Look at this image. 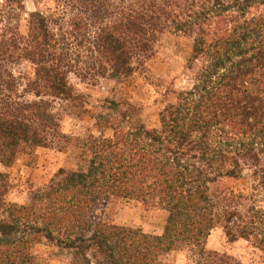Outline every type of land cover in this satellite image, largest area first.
I'll use <instances>...</instances> for the list:
<instances>
[{"label":"trees","instance_id":"1","mask_svg":"<svg viewBox=\"0 0 264 264\" xmlns=\"http://www.w3.org/2000/svg\"><path fill=\"white\" fill-rule=\"evenodd\" d=\"M45 1L0 2V264H39L40 247L67 264H167L183 248L195 264H242L206 250L218 227L264 250V0ZM166 34L193 39L192 85L159 127L111 100L85 137L62 131L71 73L124 82ZM37 147L74 148L77 167L12 203L7 168ZM110 199L155 201L163 234L103 221Z\"/></svg>","mask_w":264,"mask_h":264},{"label":"rangeland","instance_id":"2","mask_svg":"<svg viewBox=\"0 0 264 264\" xmlns=\"http://www.w3.org/2000/svg\"><path fill=\"white\" fill-rule=\"evenodd\" d=\"M45 3L51 7L54 4L51 0ZM30 6L34 7L32 3ZM192 48V38L166 34L157 42L154 55L124 82L114 79L83 80L71 73L69 82L76 100L62 106V131L73 137H85L94 130L95 117L104 111L111 100L122 102L124 107L135 106L138 110L135 119L149 128L159 127L163 107L174 98L176 91L192 85V71L188 68ZM105 133L111 135L112 130L105 129ZM78 154L74 148L63 152L44 147L23 151L16 162L7 168L13 184L8 200L12 203H29L33 191L47 183L59 169L76 168ZM245 182L225 179L222 186L240 188ZM98 213L105 222L140 228L155 235L163 234L168 215L155 201L145 204L126 199H110L100 205ZM205 247L208 251L226 252L242 264H264V250L244 239L230 241L222 227L212 231L205 240ZM196 251L188 248L171 251L165 256V262L195 264ZM38 252L39 264H67L64 257L55 255L47 248L40 247Z\"/></svg>","mask_w":264,"mask_h":264}]
</instances>
